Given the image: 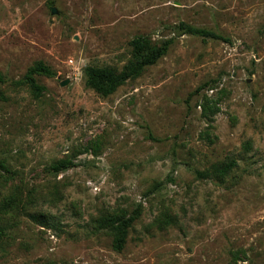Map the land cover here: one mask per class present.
<instances>
[{
    "label": "rangeland",
    "instance_id": "374dc122",
    "mask_svg": "<svg viewBox=\"0 0 264 264\" xmlns=\"http://www.w3.org/2000/svg\"><path fill=\"white\" fill-rule=\"evenodd\" d=\"M0 264H264V0H0Z\"/></svg>",
    "mask_w": 264,
    "mask_h": 264
},
{
    "label": "trees",
    "instance_id": "16d2710c",
    "mask_svg": "<svg viewBox=\"0 0 264 264\" xmlns=\"http://www.w3.org/2000/svg\"><path fill=\"white\" fill-rule=\"evenodd\" d=\"M182 29L186 30V33L204 37H212L219 38L218 35L203 30L190 27L186 24H181ZM132 47L134 52L140 57V60L136 62V64L130 69V71L126 74L119 73L114 69H88L86 71V75L88 78V84L96 90L98 93L103 96H109L116 92V90L126 83L128 79L138 77L144 68L148 65L153 64L156 60H158L161 56H163L166 52V48L159 49L157 51L152 52V54H147V51L150 50L149 41L143 38H136L132 41ZM35 74H45L47 76H52L53 73L45 67L42 63L36 64L33 68H31L27 75L25 76V82L28 84L34 91H40V87L37 86L33 76ZM75 166L74 158L68 157L66 159L59 160L52 165V169L55 172H60L72 168ZM231 165L225 166H212L211 170L205 172H199L198 175L202 178H222L228 174L231 169ZM117 221L114 219L107 220H99L98 225L100 229H108L113 228L116 229V236L114 239V248L117 251H121L127 240V232L126 228L129 227V222ZM126 225V226H125Z\"/></svg>",
    "mask_w": 264,
    "mask_h": 264
},
{
    "label": "water",
    "instance_id": "95a60500",
    "mask_svg": "<svg viewBox=\"0 0 264 264\" xmlns=\"http://www.w3.org/2000/svg\"><path fill=\"white\" fill-rule=\"evenodd\" d=\"M53 14H55L56 13V10L55 9H53ZM68 84V81H64V82H62L61 83V86H66Z\"/></svg>",
    "mask_w": 264,
    "mask_h": 264
}]
</instances>
